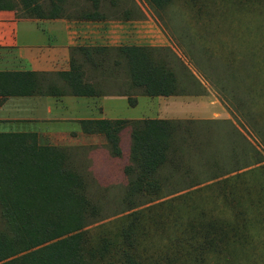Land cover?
<instances>
[{
    "label": "rangeland",
    "instance_id": "obj_1",
    "mask_svg": "<svg viewBox=\"0 0 264 264\" xmlns=\"http://www.w3.org/2000/svg\"><path fill=\"white\" fill-rule=\"evenodd\" d=\"M135 1L209 88L173 61L179 92L215 102V114L172 121L166 160L144 178L134 125L101 145L58 147L79 178V231L57 199L31 208L79 235L84 264H264V0ZM3 210L0 201V233L15 237Z\"/></svg>",
    "mask_w": 264,
    "mask_h": 264
},
{
    "label": "crops",
    "instance_id": "obj_2",
    "mask_svg": "<svg viewBox=\"0 0 264 264\" xmlns=\"http://www.w3.org/2000/svg\"><path fill=\"white\" fill-rule=\"evenodd\" d=\"M137 5L135 0H0V135H33L44 147L93 146L105 143L106 127L210 119L216 103L203 102V95L180 93L177 85L172 94L149 96L134 84L120 49L174 55L182 72L209 92L181 49ZM167 65L181 83L185 74L168 59ZM21 73L34 74V84L13 81V74Z\"/></svg>",
    "mask_w": 264,
    "mask_h": 264
},
{
    "label": "trees",
    "instance_id": "obj_3",
    "mask_svg": "<svg viewBox=\"0 0 264 264\" xmlns=\"http://www.w3.org/2000/svg\"><path fill=\"white\" fill-rule=\"evenodd\" d=\"M147 1L161 9L168 2ZM117 54L122 59L120 61L125 62L136 87L143 88L147 95L166 96L175 90V71L167 65V59L174 65L178 63L176 65L181 69L184 66L174 55L135 48H123ZM13 76V81L25 86L34 84L35 75L32 73ZM132 125L138 127L134 129L133 138L144 178L147 172H153L165 162V150L172 144L174 127L171 122L161 120L137 121ZM102 132L110 139L113 137V131L108 127ZM112 139L114 141L115 137ZM62 151L61 148L38 146L33 135H0V201L4 206L3 217L15 236L10 238L0 233V264H84L79 235H68L61 224L41 221L42 218L31 208L40 198L57 199L62 206H67L60 211H67V216L73 219L75 232L81 228L84 200L73 189L79 178L64 169L66 158ZM47 187L53 190L43 193ZM21 245L23 250H16ZM20 252L25 255L17 258Z\"/></svg>",
    "mask_w": 264,
    "mask_h": 264
}]
</instances>
